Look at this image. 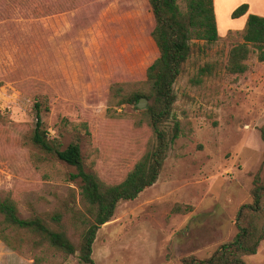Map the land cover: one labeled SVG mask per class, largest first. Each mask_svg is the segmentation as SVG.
<instances>
[{
  "label": "rangeland",
  "instance_id": "374dc122",
  "mask_svg": "<svg viewBox=\"0 0 264 264\" xmlns=\"http://www.w3.org/2000/svg\"><path fill=\"white\" fill-rule=\"evenodd\" d=\"M105 1L111 5L115 0L92 1L94 18L100 14L95 26L77 23L79 34L43 42L32 40L30 30L34 24L44 27L39 23L43 13L72 11L67 0H0V199H11L22 219L44 218L76 248L92 216L81 200L79 182L70 179L75 169L29 144L34 102L42 103L47 137L62 149L78 144L85 170L105 184L119 183L154 144L147 126L138 124L142 109L118 106L120 98L112 100L110 91L114 84L122 94L137 88L155 58L150 19L142 29L107 31L108 23L101 20L108 9L102 10ZM216 1L220 24L234 22L230 9L246 4ZM177 4L184 12V1ZM124 11L127 18L116 21L130 24L141 8L131 5ZM72 24L60 30L68 32ZM236 32L228 30L212 45L195 42L173 86L167 127L177 122L179 137L156 183L135 200L119 203L98 230L92 246L95 264H185L190 258H209L235 236L238 211L253 203V180L264 162L259 131L264 126V62L252 53L244 74L224 70L229 50L241 42ZM205 65L213 66L212 72L200 75ZM260 180L264 185V167ZM262 200L264 208V193ZM55 213L61 216L59 226L49 221ZM260 219L264 223V215ZM34 238L26 232L16 236L17 251L0 241V264H84L78 252L35 247ZM243 260L264 264V241Z\"/></svg>",
  "mask_w": 264,
  "mask_h": 264
},
{
  "label": "trees",
  "instance_id": "16d2710c",
  "mask_svg": "<svg viewBox=\"0 0 264 264\" xmlns=\"http://www.w3.org/2000/svg\"><path fill=\"white\" fill-rule=\"evenodd\" d=\"M92 1L67 0L69 5L67 8L72 11L61 14L50 11L49 16L43 13L41 21H38L44 27L34 24L35 28L30 30L32 40L50 42L60 41L65 35L66 38L72 37L79 34L75 24L84 21L90 26H95L100 14L97 13L94 18ZM183 1L186 6L184 12L180 10L177 0H115L111 5L108 1L103 2L102 10L108 9L101 20L108 23L107 31L124 29L128 26L142 29L145 19H150L151 28L148 37L155 58L145 69L141 81L136 82L137 88L122 94L121 86L114 84L110 91L112 100L116 97L120 98L117 101L118 106L127 104L137 108L139 99L147 101V106L141 110L142 119L138 124L147 126L154 144L146 149L119 183L105 184L95 174L85 170L78 144L71 143L62 149L59 142L47 137L41 120L42 103L35 101L33 104L35 126L29 137V144L43 155L75 169L70 179L79 182L80 197L92 216V223L83 233L81 243L76 248L62 231L49 227L44 218L33 215L31 218L22 219L18 216L16 205L11 199H0V241L8 248L19 250L14 240L16 236L20 239L22 232H26L35 237V247L47 244L66 255L78 252V258L82 263L95 264L92 259V246L100 227L113 218L119 203L135 200L143 191L156 183L167 153L180 133L179 125L175 121L172 126L167 127V123L172 119L175 102L173 86L182 71V66L191 57L193 47L196 46L195 42L201 41L205 45H212L219 39L213 0ZM131 5L140 6V15L133 18L130 24L125 20L122 23L116 21L127 18L128 15L124 10L127 9L128 12ZM120 8L123 13H120ZM247 10L248 5L242 4L231 13L230 17L236 19L244 16ZM70 24L74 25L70 31L64 33V30H60ZM236 34L240 35L241 42L229 50L224 70L231 75H242L248 70L245 62L250 54H255L258 62H264V17L248 14L244 28ZM212 68L213 66L205 65L199 73L208 75L212 72ZM259 131L264 142V126ZM263 167L264 162L253 180V203L243 205L238 211L235 236L220 245L209 258L202 260L190 258L184 261L185 264H246L243 258L256 254L260 243L264 241V223H261L260 219L264 215L262 200L264 185L260 180ZM49 221L59 226L61 216L55 213L49 217Z\"/></svg>",
  "mask_w": 264,
  "mask_h": 264
},
{
  "label": "crops",
  "instance_id": "0c3cea01",
  "mask_svg": "<svg viewBox=\"0 0 264 264\" xmlns=\"http://www.w3.org/2000/svg\"><path fill=\"white\" fill-rule=\"evenodd\" d=\"M243 2H245L248 5L247 13L244 16H241V17L236 18V19H232L230 17L231 13L238 7L239 3H237L234 7H232L230 9V11L228 13V16L230 17L231 20H234V22H229V23L223 22L222 24H220L219 21H218V23L216 22L218 36L224 35L228 30H238V31L242 30L244 28L248 14L264 17V0H241V3H243ZM216 3H217V1L213 0V6L214 7H215ZM214 14H215V12H214ZM216 17H217V15L215 16V20H216ZM233 24H236V25L234 26Z\"/></svg>",
  "mask_w": 264,
  "mask_h": 264
},
{
  "label": "water",
  "instance_id": "95a60500",
  "mask_svg": "<svg viewBox=\"0 0 264 264\" xmlns=\"http://www.w3.org/2000/svg\"><path fill=\"white\" fill-rule=\"evenodd\" d=\"M146 105H147V101L145 99H139L136 107L138 109H144L146 107Z\"/></svg>",
  "mask_w": 264,
  "mask_h": 264
}]
</instances>
